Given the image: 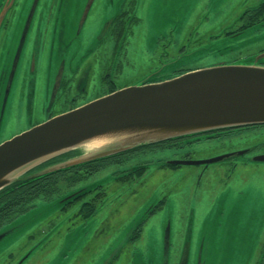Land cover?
I'll return each instance as SVG.
<instances>
[{"label":"flooded vegetation","instance_id":"obj_1","mask_svg":"<svg viewBox=\"0 0 264 264\" xmlns=\"http://www.w3.org/2000/svg\"><path fill=\"white\" fill-rule=\"evenodd\" d=\"M262 52L264 0H0V144L120 88ZM160 148L179 155L151 157ZM262 154L264 123L48 171L77 155L70 151L8 185L7 194L32 188V199L7 220L58 199L74 220L98 216L100 237L120 230L95 264L117 249L108 264H264ZM155 162L167 174L152 183L145 176Z\"/></svg>","mask_w":264,"mask_h":264},{"label":"water","instance_id":"obj_2","mask_svg":"<svg viewBox=\"0 0 264 264\" xmlns=\"http://www.w3.org/2000/svg\"><path fill=\"white\" fill-rule=\"evenodd\" d=\"M26 32L27 27L24 38ZM259 123H264V52L120 88L12 136L0 144V191L27 178L28 170L70 151L77 155L48 171L181 136ZM255 158L264 160V154ZM33 220L27 214L2 228L0 248ZM118 250L99 264H108Z\"/></svg>","mask_w":264,"mask_h":264},{"label":"rangeland","instance_id":"obj_3","mask_svg":"<svg viewBox=\"0 0 264 264\" xmlns=\"http://www.w3.org/2000/svg\"><path fill=\"white\" fill-rule=\"evenodd\" d=\"M255 2L256 0H249V3H253V5ZM176 20L179 22L181 19L178 17ZM167 24L174 25L173 19ZM178 155L179 152L176 148H160L151 153V157L154 159ZM157 163L149 166L145 176L151 177L152 183L167 174V171L159 170ZM241 167L242 165L236 169V173L240 171ZM168 173L178 174L179 172ZM253 173L262 174L263 171H254ZM38 202L40 203L38 207L27 213L32 214L33 222L6 239L5 244L1 246L0 264H93L105 252L103 242L106 244V240L114 241L120 235V230L114 227L107 230L104 237H100L98 216H93L88 223L81 219L74 220L75 217L72 213L74 209L68 213L59 210L58 199L50 203H43L41 199ZM27 214H22L19 218L25 217ZM147 230L144 233V240L151 234L150 229ZM31 249H33L31 254L19 263ZM125 263V259L121 258L120 262L116 264Z\"/></svg>","mask_w":264,"mask_h":264},{"label":"trees","instance_id":"obj_4","mask_svg":"<svg viewBox=\"0 0 264 264\" xmlns=\"http://www.w3.org/2000/svg\"><path fill=\"white\" fill-rule=\"evenodd\" d=\"M11 186V185H10ZM9 189L5 187L0 191V230L9 224L7 218L19 211L18 213H23L27 209V204L31 202V190L24 188V189H14L10 190L7 194L6 191ZM7 189V190H6Z\"/></svg>","mask_w":264,"mask_h":264}]
</instances>
